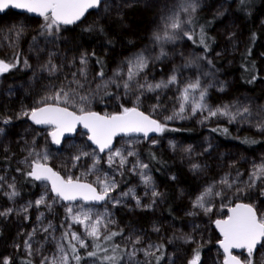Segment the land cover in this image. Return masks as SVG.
<instances>
[{"label": "rangeland", "instance_id": "obj_1", "mask_svg": "<svg viewBox=\"0 0 264 264\" xmlns=\"http://www.w3.org/2000/svg\"><path fill=\"white\" fill-rule=\"evenodd\" d=\"M181 2L105 0L111 5L107 11L101 6L79 24L106 27L113 38L122 35L132 41L133 45L128 50L88 45L66 27H60L58 32L49 35L41 27L43 18L35 19L11 11L0 15V60L7 63H13L16 59L20 61L18 71L0 77V129H3L0 131V177H3L0 180V212L12 210L7 216H0V264H3V258H8L10 264H19L16 256L30 259L32 264H40L45 256L51 258L60 255L57 244L63 246L71 257L68 241L62 239L66 230L75 231L89 245L87 249L78 248L82 257L79 264H100L99 259L94 260L87 255L92 250V240L84 235L81 225L71 223L66 212L69 204L55 197L47 183L35 182L26 175L32 160L37 158L36 153H46L49 157L47 165L61 176L80 177L82 182L92 183L98 190L101 187L98 180L107 178L108 181L116 182L117 186L110 193V198L102 205L78 202L71 206L74 211L91 209L93 218L107 213L105 220L113 221L107 224V228L120 233L113 243L120 245L123 250V257L118 264H149L152 256L146 257L142 249L148 248L150 244H162L165 248L164 258L159 264H187L191 258L190 252L197 247L201 249L200 264H222L223 254L217 247L220 238L213 228V222L226 218L229 207L238 202L251 204L258 215H264V177L255 179L254 187H248L251 174L257 167L264 165V144L246 150L201 132L208 125L224 123L231 127L233 133H250L264 140V131L257 127L264 125V83L259 82L253 91L244 89L238 85L234 70V57L246 41L236 2L195 0L198 6L192 16L204 14L213 20L209 31L214 40L211 51L204 54L193 49L187 37L180 33V38L175 42L163 44L167 55L157 60L155 57L159 55L161 46L153 41V33L162 27V17L177 9ZM181 15L186 18L185 14ZM256 22L262 34L254 56L260 75L264 76V2ZM21 27L23 30L17 36V30ZM184 27L188 28L187 24ZM140 53L148 60L147 67L134 76L129 82V89L125 90L123 85L128 80V62ZM91 54H101L107 60L104 75H98L90 59ZM82 55L87 60L86 65L80 63ZM49 60L56 66V71L51 73L43 70ZM174 70L177 76L175 84L154 91L139 87L146 83L166 82ZM118 71L119 76L116 75ZM197 78L200 80V90H206L203 103L208 108L215 110L227 105L229 112L237 113L247 107L249 113L237 115L235 120L219 114L210 117L207 111L198 110L193 114L192 103L199 101L197 90L191 93L183 118L166 119L179 111L183 88ZM61 88L74 90L70 91V95L75 97V107L67 105L71 111L78 112L80 96H86V110L112 115L123 107L137 106L166 128L171 125L193 127L199 134L184 139L160 134L151 139L119 138L111 151L120 150L127 158L126 163L120 168L117 157L113 166L109 167L110 151H97L87 142V134L79 131L74 138L65 140L57 147L49 135L52 128H40L30 122L28 116H21L23 112L30 113L33 108L42 106L40 102L46 96H54ZM106 90L111 94L103 98L102 94ZM137 95L139 101L136 100ZM47 102L52 104L55 101ZM5 119L9 122L4 123ZM145 146L168 158L188 177V180H184L175 173L168 176L173 185V217H168L164 211V185L149 167L143 172L151 177V186H146L141 180V169L136 165L137 161L146 164L142 156ZM128 151L135 155L128 156ZM30 152L32 156H29ZM80 152L89 155L73 161L72 158ZM94 159H99V163L89 172ZM74 162L75 167L72 166ZM194 164L199 167L194 169ZM121 174L128 177V182L119 189L117 181ZM224 178L228 179L231 188L220 183ZM210 186L213 191L205 198V203L212 207V211L206 214L204 209L193 207V203ZM153 189L161 195L153 197ZM237 189L244 191L237 192ZM13 190L17 195L10 199L8 194ZM217 192L221 195H215ZM42 196L44 203L37 206L35 202ZM137 199L140 206H137ZM45 228H48L47 232ZM101 230H104L103 226ZM189 236L194 239L193 243L184 241L183 238ZM136 237L140 238V243L134 246L137 250L134 258H130L128 253L133 249L131 240ZM25 241H29L32 246L31 256L25 248ZM152 251L155 255L160 253L155 247ZM117 253L121 257L122 252L117 250ZM100 255L114 253L108 247V252H101ZM235 255L244 260L247 252L244 250ZM69 264L76 262L70 259ZM253 264H264V247L259 245L253 253Z\"/></svg>", "mask_w": 264, "mask_h": 264}, {"label": "snow or ice", "instance_id": "obj_2", "mask_svg": "<svg viewBox=\"0 0 264 264\" xmlns=\"http://www.w3.org/2000/svg\"><path fill=\"white\" fill-rule=\"evenodd\" d=\"M101 6L105 8V11L111 6L105 3V0H0V12L7 9H19L24 10L27 13H33L40 16L44 20V24L41 26L49 35L53 34L54 31L60 30V25H72L77 21H80L89 10L98 9ZM197 4L195 0H182L179 7L173 10L171 13L162 17V27L158 28L152 36L155 43L159 44L160 53L155 58L159 60L161 57L167 55V52L163 48V44L167 42H175L179 39V34L183 33L187 39L192 40L193 34L185 28L187 24L189 27L193 24L194 17L192 13L197 10ZM181 14H185L186 18H182ZM95 27L94 25L85 28V31H91ZM22 27L17 30V36L22 32ZM41 34H44L43 32ZM200 43L204 45L205 51H207L208 45L204 42L203 27H201V40ZM27 64V61L24 62ZM81 65H86L87 60L84 55L80 58ZM128 66V80L124 82L125 90L130 87V81L134 79L135 75H138L140 71H143L147 67L148 60L143 53L138 54L134 59L130 60ZM210 63V62H209ZM15 64L7 63L4 60H0V74L9 71ZM43 70H47L50 73L56 71V66L49 60L48 64L43 66ZM83 72V69H81ZM75 75V74H73ZM103 75V73H101ZM117 76L120 75L118 71ZM79 84V81H76ZM177 83V76L175 70L168 80L161 81L156 84L146 83L141 84V89L147 88L148 91H154L159 88H166L168 85ZM199 90V101H193L192 113L195 114L198 110L207 111L210 117L219 115L229 116L231 120H235L237 115H243L249 113V109L245 107L242 112L231 113L228 111V106L225 105L223 108H217L211 110L203 103L206 95V90H200V80L197 78L195 82L188 83L181 92L179 111L174 112L173 116H169L166 119L171 120L173 118H183L182 114L185 112V105L189 102L191 93ZM74 91V90H70ZM70 91H66L63 88L56 92L54 96H46L40 103L42 106L33 108L31 112H23L21 116H28L33 123L37 125H48L52 127V131L49 135L52 138V142L60 144L61 137L65 132H74L77 125H82L87 129L89 135L88 139L96 145L100 152H104L106 149H111L113 137L119 133L125 135L130 133H143L145 137L150 132L163 133L166 130V126L156 119L151 118L144 112L140 111L137 106L123 107L121 111L112 115L101 116L98 113L90 110H86L85 104L88 100L86 96H80V104L78 112L70 111L67 105L71 104L75 107V97L70 95ZM139 95L136 96V100L139 101ZM54 100L55 102L50 104L47 101ZM207 119V117H206ZM9 120L5 119L4 123H8ZM258 130L264 131V125H258ZM177 131V129H171ZM3 131V129H0ZM223 131L227 132V129ZM33 154L30 152L29 156ZM89 155L87 152H80L74 156L73 161H79L82 156ZM128 156L135 155L134 152L128 151ZM35 159L30 164V171L26 175L30 176L36 181H47L51 185V191L61 201L74 202L76 200L88 202H102L110 198V193L116 188V182L108 181L107 178L104 180H98L101 184L99 190L93 186L92 183L82 182L80 177H74L72 175L61 176L58 172L53 171L51 167L47 165L48 155L36 153ZM119 157V167L123 168L126 163V156H124L120 150L110 151L108 154L109 167H112L115 163V159ZM27 162V158L25 160ZM99 163V159H94L92 168L89 172L95 169V165ZM76 166L75 162L72 165ZM136 167L141 169V180L146 186H151V177L143 172L148 165L142 164L137 161ZM198 165H193V168H198ZM252 179L250 180L248 187L255 186V179L264 177V165H261L255 169L251 174ZM3 177H0L2 180ZM220 183L227 185L231 188V184L227 178H224ZM11 188H15L14 185H9ZM212 187L205 189L196 201L193 203V207L204 209L205 213L212 211L211 206H206L205 198L212 193ZM244 189H237V192H242ZM9 198L16 196L17 193L13 190L8 194ZM128 195V193H124ZM151 195L158 197L161 195L154 189ZM215 195L220 196L221 193L217 192ZM135 198V197H134ZM36 205L39 206L44 203V197L42 196L37 200ZM119 203V201H116ZM137 206H140L139 199L136 200ZM151 205H148L150 207ZM50 207V206H49ZM12 210L0 212V216H7ZM72 224H79L84 228V235L92 240V250L87 252L89 257L100 260V264H118L120 259L117 250L120 245H112L111 251L114 255H103L100 253L108 252V246L111 241L120 233L111 231L107 228L108 223L113 221H106L105 216L107 213L98 214L93 218L91 209H80L74 211V208L69 204L66 207ZM229 215L226 219H217L215 227L219 230L223 239L219 242L220 248L223 250L224 259L223 264H253V253L257 250V245L264 247V215H258L254 206L251 204L237 203L234 208H229ZM190 215L192 213H189ZM43 215V214H41ZM103 226V231L101 230ZM51 225H49V228ZM159 231V229H154ZM45 232L48 228L44 229ZM31 236L29 237V240ZM62 239L68 241V249L71 252V257L66 254L65 249L60 244H57V252L60 253L54 257H43L40 264H69V260H74L76 264H79L81 256L78 253V248L87 249L89 245L85 239L77 234L75 231L66 230L62 236ZM186 243H193L194 239L189 237L183 238ZM133 249L128 253L130 258H134L136 249L135 245L140 243V238L136 237L131 240ZM155 247L156 251H162L163 245L154 246L149 245L148 248L142 249L145 256H154L155 252L152 248ZM25 248L28 255L33 254V249L29 241H25ZM232 249H243L247 252V257L241 260L240 257L232 254ZM156 262L159 264L162 256H156ZM201 256L199 247L193 249V255L188 260L187 264H200ZM3 264H10L8 258H3ZM25 264H32L31 260L25 261Z\"/></svg>", "mask_w": 264, "mask_h": 264}, {"label": "trees", "instance_id": "obj_3", "mask_svg": "<svg viewBox=\"0 0 264 264\" xmlns=\"http://www.w3.org/2000/svg\"><path fill=\"white\" fill-rule=\"evenodd\" d=\"M226 1L236 2V10L238 12L243 31L246 34V41L241 51L236 54L233 60L234 70L237 76V83L244 89L253 91L257 88L259 82L264 83V76L260 75L258 61L254 56L256 44L260 40L262 34L261 29L257 26V15L262 8L264 0ZM193 17L194 21L191 27L187 25L190 29V32L193 34V39L187 40L193 49L201 51L204 54H208L214 45V40L209 32L211 30V27L213 26V20L211 18H207L204 14H196ZM201 27H203L204 32V42L208 45L207 51H205L204 45L200 43ZM85 28L88 27L76 25L72 27H66L65 29L73 30L76 36H78L79 39H81L88 45H99L108 48L117 47L127 50L130 49L133 45L131 40L124 38L122 35H117L114 38L109 36V31L106 27H93L91 31H85ZM90 59L92 60L98 75H101V73H103L104 75L107 68V60L105 59V57L101 54H91ZM11 64H15L16 66L12 67L9 71L2 73L0 77L10 75L14 70H19L20 61L18 59H16ZM16 74H18V72H16ZM110 94L111 92L106 90L102 94V97L106 98ZM139 109L150 116V114L143 109ZM171 129H177V131H172ZM224 129H227V132L223 131ZM201 132L209 133L223 143L234 144L246 150H253L255 148L261 147L264 144V140L261 137L244 132L233 133L231 127L224 123H214L212 125H208L204 127ZM159 134L180 137L184 139L195 137L199 134V132L193 127L171 125L167 127L163 133ZM142 156L148 167L152 170L158 180H160V182L164 185V211L168 217H173V185L169 181L168 176L170 173H175L180 178L188 180L187 175L179 170L178 167L174 166L168 158L160 155L151 147L145 146L142 150ZM117 182L118 188L120 189L123 187V185H125V183L128 182V177L125 174H121ZM262 196L264 198V191H262ZM116 238L117 236L113 238L108 247L115 245L113 243L115 242ZM118 250L122 252V255L120 257L121 259L123 257V250H121L120 248ZM164 253L165 248L163 247L162 251H160L158 255H154L151 257L149 264H157L155 257L162 256V258L160 259L161 261L164 258ZM192 255L193 251L190 252V257H192ZM15 259L19 262V264H25V261H27L25 258H21L19 256H16Z\"/></svg>", "mask_w": 264, "mask_h": 264}, {"label": "water", "instance_id": "obj_4", "mask_svg": "<svg viewBox=\"0 0 264 264\" xmlns=\"http://www.w3.org/2000/svg\"><path fill=\"white\" fill-rule=\"evenodd\" d=\"M95 10H97V9H92V10H89V12H87L86 14H85V16L84 17H82L81 18V20L80 21H77L75 24H72V25H60V27H72V26H76V25H79L84 19H85V17L89 14V13H91V12H93V11H95ZM9 11H11V12H14V13H17V14H20V15H27V16H29V17H31V18H35V19H41L42 17H40V16H37V15H35V14H33V13H27L26 11H24V10H19V9H7V10H5V11H3V12H0V15H3V14H5V13H7V12H9ZM1 75V74H0ZM71 111V110H70ZM141 111V110H140ZM97 113V112H96ZM99 115H101V116H104V115H102V114H100V113H98ZM147 115V114H146ZM152 118V117H151ZM28 120L30 121V122H32V120L31 119H29L28 118ZM33 123V122H32ZM33 124H35V123H33ZM35 125H37V124H35ZM38 127H40V128H52L51 126H48V125H37ZM79 131H81V132H83V133H85V134H87V142L93 147V148H95L97 151H99V149L96 147V145L95 144H93L89 139H88V135H89V133H88V131H87V129H85L82 125H77L76 126V129H75V131L74 132H65L64 133V135L61 137V141H60V144H55V143H53L55 146H61V144L65 141V140H67V139H72V138H74V136L76 135V133H78ZM158 134L159 133H156V132H150L149 134H148V136L147 137H145L144 135H143V133H130V134H127V135H125V134H123V133H119V134H117L115 137H113V140H112V146H111V149H106L104 152H100V153H107V152H109V151H111L112 150V148L114 147V145H115V141L117 140V139H119V138H122V137H144V138H147V139H151V138H153V137H157L158 136ZM51 137V136H50ZM51 140H52V138H51ZM49 166V165H48ZM50 167V166H49ZM54 171V170H53ZM30 177V176H29ZM30 179H32L31 177H30ZM33 180V179H32ZM33 181H35V182H45V183H47L48 185H49V187H50V192L56 197V195L51 191V185L47 182V181H36V180H33ZM58 198V197H57ZM106 201V200H105ZM105 201H102V202H99V203H96V202H88V203H85L84 201H81V200H76V201H74V202H65V201H62L64 204H72V203H78V202H80V203H83V204H86V205H96V206H99V205H102ZM238 203H241V202H238ZM236 204L237 203H235V204H233L232 206H230L229 208H234L235 206H236ZM244 204H246V203H244ZM230 213H229V209H228V211H227V216L229 215ZM227 216H226V218H227ZM226 218H224V219H226ZM217 220V219H216ZM215 220V221H216ZM214 221V222H215ZM213 222V228H214V230L216 231V233H217V235L219 236V241H218V243H217V247L219 248V250L222 252V254H223V250L220 248V246H219V242L223 239V237L221 236V234H220V232H219V230L215 227V223ZM258 246L259 245H257V248H258ZM232 251V254L233 255H235L236 253H239V252H241V251H244L243 249H232L231 250ZM246 251V250H245ZM256 251V250H255ZM254 251V252H255ZM223 258H224V254H223ZM222 264H223V261H222Z\"/></svg>", "mask_w": 264, "mask_h": 264}]
</instances>
